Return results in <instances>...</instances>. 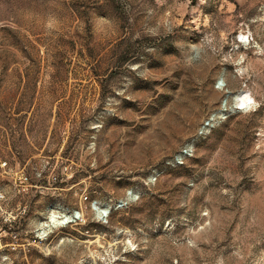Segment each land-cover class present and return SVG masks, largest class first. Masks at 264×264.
<instances>
[{"label": "rangeland", "instance_id": "374dc122", "mask_svg": "<svg viewBox=\"0 0 264 264\" xmlns=\"http://www.w3.org/2000/svg\"><path fill=\"white\" fill-rule=\"evenodd\" d=\"M0 264H264V0H0Z\"/></svg>", "mask_w": 264, "mask_h": 264}, {"label": "bare ground", "instance_id": "6f19581e", "mask_svg": "<svg viewBox=\"0 0 264 264\" xmlns=\"http://www.w3.org/2000/svg\"><path fill=\"white\" fill-rule=\"evenodd\" d=\"M252 102H253V98L246 90H243L239 94L236 95V105L240 106L242 109L249 108L251 106ZM212 127H213V125H210L209 129H208V126L203 125L202 133H206V132L212 130Z\"/></svg>", "mask_w": 264, "mask_h": 264}, {"label": "built area", "instance_id": "2783aa9c", "mask_svg": "<svg viewBox=\"0 0 264 264\" xmlns=\"http://www.w3.org/2000/svg\"><path fill=\"white\" fill-rule=\"evenodd\" d=\"M226 107H227V100L224 102V109L221 110V114H214V117H208V118L204 121V123H203L202 125H206V126H208V129H209V126L214 124V119H215V118H217L219 115H224V114H226V112H225V111H227V108H226ZM180 154H183V158H185L186 155H188V154H187V146L182 150V152H181Z\"/></svg>", "mask_w": 264, "mask_h": 264}]
</instances>
